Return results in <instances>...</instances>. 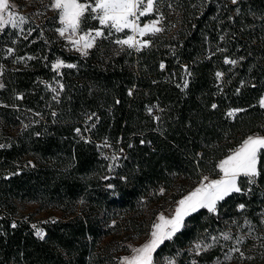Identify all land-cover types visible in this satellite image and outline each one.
Instances as JSON below:
<instances>
[{
	"label": "trees",
	"instance_id": "1",
	"mask_svg": "<svg viewBox=\"0 0 264 264\" xmlns=\"http://www.w3.org/2000/svg\"><path fill=\"white\" fill-rule=\"evenodd\" d=\"M170 1L180 14L175 32L150 35V46L140 51L107 57L101 39L86 56L54 51L12 72L1 93H22L17 102L42 115L0 148V264H116L126 241L149 230L167 193L177 198L203 174H216L220 158L248 134L264 132V37L257 31L264 0H240L233 14V4L222 0H164L157 10ZM57 55L76 67L62 68L64 87L44 110L38 78L54 73L49 60ZM230 108L241 111L229 117ZM104 139L114 151L123 149L113 154L117 159L103 154ZM28 152L34 164L13 165L4 175ZM260 169L254 184L241 178L243 191L218 202L215 213L187 216L181 231L156 249L153 264L263 263L264 157ZM18 199L60 209L59 218L43 223L44 239L28 220L14 221Z\"/></svg>",
	"mask_w": 264,
	"mask_h": 264
},
{
	"label": "snow or ice",
	"instance_id": "2",
	"mask_svg": "<svg viewBox=\"0 0 264 264\" xmlns=\"http://www.w3.org/2000/svg\"><path fill=\"white\" fill-rule=\"evenodd\" d=\"M232 2L235 4L237 0H232ZM156 3L157 0H51L49 7L57 12L58 22L62 25V27L56 29L59 36L67 40L76 51L86 56L88 50L95 46L98 38L107 39L114 33L125 32L126 29L130 30L131 34L126 35L125 38L115 39L113 41L115 44L127 46L129 49H135L136 51L150 46L151 41L142 38L162 31L159 24L163 16L159 14L155 19L148 20L143 25L140 21L142 17L157 12ZM89 21L97 22L98 26L94 28L84 27L83 25ZM26 22L27 18L25 16L12 10L9 0H0V31L9 26L13 29L20 28L22 31L23 29L20 26ZM7 51L11 55L13 49L9 48ZM28 59H32V57H28ZM225 63L235 64L236 61L225 59ZM51 67L58 72L63 67L74 68L76 65L65 64L63 60H57ZM160 67H164L163 63ZM2 72L3 67L0 66V75H2ZM216 76L221 78L223 73L217 72ZM187 86V81H185L184 87L187 88ZM3 87L4 85L0 83V88ZM59 87L63 89L64 86L59 84ZM52 91L56 92L57 90L52 88ZM129 95H131V91H129ZM18 98L22 99L23 97ZM53 99H56V97L54 96ZM259 104L264 107V98L260 99ZM212 107L215 108L216 105ZM148 111L151 113L152 109H148ZM237 111L241 110L229 111L228 116H234ZM156 119L158 120L159 117H156ZM75 131L80 133L79 128ZM2 147L4 145H0V148ZM262 157H264V136L258 133L247 136L237 148L231 150L230 154L216 165L220 178L209 180L207 176L203 177L198 187L177 201V207L170 217H166L161 213L157 218V222L153 224L149 241L132 249L133 254L123 257L121 264H153V253L166 240H171L176 233L181 231L185 226L184 220L187 216L200 209H207L209 212L215 213L218 202L225 200L233 193L243 191L240 187L241 178H244V182L247 184H254L256 178L261 175ZM112 159L115 160L117 157L113 156ZM122 179L126 178L122 177ZM108 187L112 188L114 186L108 185ZM248 190L250 191V189ZM238 208L243 210L245 205L240 204ZM13 227H15V224H13ZM36 235L40 239H44L45 234L41 230H37ZM222 236L225 240L232 238L228 233H222ZM211 239L213 242L217 240L216 237ZM239 242L238 240L237 243ZM211 246L210 244L203 245L205 249ZM201 248V244L197 243L195 245V250L199 251ZM233 251H238V249H233ZM241 255L243 254L241 253Z\"/></svg>",
	"mask_w": 264,
	"mask_h": 264
},
{
	"label": "rangeland",
	"instance_id": "3",
	"mask_svg": "<svg viewBox=\"0 0 264 264\" xmlns=\"http://www.w3.org/2000/svg\"><path fill=\"white\" fill-rule=\"evenodd\" d=\"M163 1L164 0H157V3L155 4V8L157 9V7L159 6L158 4L159 3L161 4ZM222 1H224V3L228 2L229 5L233 4L232 14L235 13L237 9H239L240 0H237V3L235 4L232 2V0H222ZM219 3L222 4V2ZM9 4L10 6H12V10L15 13L25 16L27 18V22L20 26L23 29L22 31L20 30V28L13 29L10 26L5 28L3 31H0V66L3 67L2 75H0V83H2L4 86L8 79L11 80L13 77H15V74L12 73L13 71L15 72L17 70L33 66L34 59H40L38 57H41L42 61L44 62V60L45 61L47 60L49 54L54 51L64 50L69 53H80L76 51L68 43L67 40L60 37L58 32L56 31V29L58 27H62V25H60L58 22L57 12L49 7V5L51 4V0H9ZM159 14H162L163 16V19L161 20L159 27H161L162 30L165 28L167 30L168 28L169 35L175 32L174 27H177V25H179L178 20L180 18V14L177 5H175V3L172 1L167 2V4H163V6L160 7L159 10H157V12L153 14L154 16L149 15V17H142L140 21L141 25H143L148 20L155 19ZM261 18L264 19V16L262 15L259 16V19ZM165 22H169V25L166 26ZM83 26L86 28H94L97 27L98 25L97 22L95 21H89ZM257 31L259 32L258 33L259 38L262 39L264 37V21L258 23ZM130 34H131L130 30L126 29L125 32L114 33L111 37L107 39L98 38L95 46L100 42L101 39L102 40L105 39L100 43L99 51H101V53L109 57L110 55L116 53L119 50L128 48L127 46L117 45L113 41L117 38H125L126 35H130ZM149 36H145L142 39L150 41ZM215 45L217 46V44ZM9 48L13 49L11 55H9L7 51ZM91 49L88 50V53H90ZM28 57H32V59H28ZM225 59L236 61L234 58H229V57H226ZM57 60H63L65 64L76 65L75 61L67 60L63 56L57 55L53 57L51 60H49L51 66ZM185 69H187L186 64H185ZM61 71L62 68L59 69L58 72L54 71V73L50 77L42 76L38 78L42 89H40L39 91V97L41 98V100L40 102L37 103L41 105L40 107H44L43 108L44 110L48 108L46 106H48L50 100L54 96L57 99L58 96L60 95V91L62 89L59 87V84H63L62 79L60 77ZM188 75H189V70L188 69L187 71L184 70L183 80L187 81ZM222 79L223 76L221 78H218L220 82L222 81ZM49 85H51V87H49ZM3 88H0V105H5L10 108H8L7 110L0 109V145H4V147H7L11 145L13 139L17 137L20 131L22 130L24 131L25 127H28L30 124L37 123L38 120L41 118L42 113L41 111L34 110L33 108H27L26 106L24 107L20 105L17 102V99H20L18 97H21L22 93L16 91L15 92L10 91L11 93L8 92L4 94L1 93V90ZM52 88H55L57 91L53 92ZM261 98H264V94L261 96ZM232 110H238V109L230 108L228 112ZM89 117L92 116H88V119ZM80 133L82 136H84L85 134V132H82L81 130ZM257 133L264 136V132L262 131H255L248 134L247 136ZM240 143L237 144L233 149L237 148L240 145ZM98 144L101 146V150L103 151V154L106 157L113 156L115 152L117 153V155H120L121 152L123 151L122 148H117L118 150L114 151L112 143L107 139L99 141ZM230 152L225 156H223L222 158H220L218 162L224 159L226 156H228ZM33 155H35L33 152H28L26 154H23L21 157L16 159L14 163H12V165H8L6 168H3L2 172L4 173V175L8 176L13 173V167H14L13 165L16 166L15 168L20 170L22 167L27 166L29 163L34 164L35 158ZM205 176H207L209 180L219 179L220 178L219 170L217 169L216 174H210V173L203 174L200 180H198L192 186L188 187L177 198L172 199L171 192L167 193L165 198L163 197L161 199V204L163 206L154 215L149 230L143 235L136 238L134 241L132 240L126 241V245L128 248L125 250V252H123L120 255L116 264H121V260L123 257L131 256L133 254L132 249L136 247H140L146 242H148L150 239V233L153 230V224L157 222L158 216L161 213H163L166 217H170L174 213L175 208L177 207V201L182 199L185 195H187L188 193L193 191L196 187H198L201 180ZM60 215H61L60 209L53 204H41V202L37 200H19V199L16 202L15 211L12 213V216L14 217V221H16L17 219L28 220L32 226L35 225V227H33L35 231L41 230L43 233H45V230L43 228V223L51 219L59 218ZM258 237H260L259 241L260 243H262L260 245V248L264 249V234ZM248 260L242 261V259H239V261H234L233 263H229V264H253L254 261H248ZM154 262H155V258L153 253V263ZM261 264H264V262Z\"/></svg>",
	"mask_w": 264,
	"mask_h": 264
},
{
	"label": "built area",
	"instance_id": "4",
	"mask_svg": "<svg viewBox=\"0 0 264 264\" xmlns=\"http://www.w3.org/2000/svg\"><path fill=\"white\" fill-rule=\"evenodd\" d=\"M35 133H37V132H35Z\"/></svg>",
	"mask_w": 264,
	"mask_h": 264
}]
</instances>
